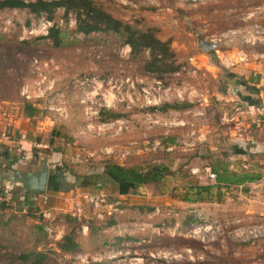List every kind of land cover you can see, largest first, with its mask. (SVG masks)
I'll use <instances>...</instances> for the list:
<instances>
[{
  "label": "rangeland",
  "instance_id": "374dc122",
  "mask_svg": "<svg viewBox=\"0 0 264 264\" xmlns=\"http://www.w3.org/2000/svg\"><path fill=\"white\" fill-rule=\"evenodd\" d=\"M94 1L114 18L170 41L179 69L161 77L143 71L146 52L133 58L114 34L76 32L73 15L65 17L61 8L50 20L62 33L56 48L45 14L0 9V47L29 41L37 49L19 48L0 61V120L36 134L42 127L46 153L61 154L48 161L57 172L56 190L19 199L12 187L7 201L0 199V254L14 261L22 252H42L48 256L43 264H231L229 255L248 240L225 232L217 259L220 228L205 211L209 204L182 200L187 187L210 181L200 168L214 161L219 142L227 143L232 131L245 140L264 122V96L257 94L264 90V0ZM198 38L215 49L203 52ZM239 95L258 100L256 106ZM165 103L180 109L161 112ZM26 104L36 108L31 117ZM106 161L137 169L162 164L171 173L119 195L103 175ZM94 196L107 198L99 216L89 201ZM115 202L114 212L126 213H113L108 205ZM43 209L48 220L40 216ZM185 214L197 222H183ZM198 223L205 229L198 231ZM65 233L78 243L75 252L56 248ZM244 254L234 259L240 264Z\"/></svg>",
  "mask_w": 264,
  "mask_h": 264
},
{
  "label": "crops",
  "instance_id": "0c3cea01",
  "mask_svg": "<svg viewBox=\"0 0 264 264\" xmlns=\"http://www.w3.org/2000/svg\"><path fill=\"white\" fill-rule=\"evenodd\" d=\"M252 87L253 84L249 88L252 89ZM238 89L235 87L232 91L236 92ZM253 89L257 93L259 88ZM257 94L259 97L264 96V90L262 89ZM239 100L249 103L251 106H256L258 101L253 100L249 96L241 95H239ZM260 108L262 111L264 110L263 106ZM10 121L7 120V123H5L0 120V199L7 201L5 198H8L9 195L11 196L14 188L19 199H23V194L29 196L20 187L8 180L10 173L13 171L21 174L36 172L45 165L48 166L46 189L52 188V190H56L58 187H53L54 184L52 185V183H54L55 179V184L58 182L57 172L49 171L48 161L51 159L58 161L60 158H54L53 153L61 155L59 150L56 149L52 153H46L47 150L50 151L48 143L45 144L39 140V133L42 131V127H36V134L32 132V129L28 130L26 126L19 127L18 123L12 124ZM233 132H231V137L227 143L223 142L220 144L219 142L217 146L219 152H216L214 161L206 165L203 163L200 168L201 170L203 168L211 170L215 168L220 174L224 169L225 175H229L228 181L217 182L215 178L214 181L204 182L201 180L204 178L201 173L200 181L202 182H199V184L213 185V195L210 201H202L195 204L198 206L209 204L207 206L209 208L204 210L213 215L215 226L220 228L218 229V238L216 240L217 246L220 247L215 253L217 259L222 258L221 241L222 236L226 234L225 232L231 239H235V234L239 232L241 238L248 240V242H244L243 249L240 248L242 249L240 252L234 253L232 256L229 255L230 259L234 260L231 264H239L237 259L234 258H237V254L242 253H245V256H241L242 258L239 259L242 264H264V122L261 123L258 130L250 129L248 133H245V140L233 136ZM49 141L52 143L51 138H49ZM34 146L37 149H34ZM41 165L43 166L40 167ZM214 173L215 175L218 174ZM51 174H53V177H51ZM232 175H246L250 179L234 183L231 181L234 178ZM118 194L124 195V193ZM30 198H36V196H30ZM137 209L141 212L143 207L139 206ZM126 211L123 209L118 213L123 212L122 214H124ZM113 213L118 215L117 212Z\"/></svg>",
  "mask_w": 264,
  "mask_h": 264
},
{
  "label": "trees",
  "instance_id": "16d2710c",
  "mask_svg": "<svg viewBox=\"0 0 264 264\" xmlns=\"http://www.w3.org/2000/svg\"><path fill=\"white\" fill-rule=\"evenodd\" d=\"M26 9L28 13L35 16L41 14L46 15V19L52 20L53 15L57 8L63 10L65 17L68 14L73 15L75 20L76 32L83 35H89L90 33L97 34H114L118 37L121 44L129 46V53L133 58L138 57L141 54L147 53L146 58L142 61V69L145 72L156 73L158 77L162 75L176 72L179 69V65L175 63V54L170 48V41H163L159 39L152 29L141 30L133 26L130 23L114 18L109 12L94 0H0V9ZM61 31L57 25H51L47 30V38L51 40L53 47H59L62 42L60 37ZM24 48L26 51H37L33 45H30L29 41H15L11 44L0 47V61H6L8 52H15ZM5 54V55H2ZM26 116L31 117L34 115L36 108L30 104H26ZM156 108H151V111ZM161 112H165L168 109L179 110L180 107L177 104L165 103L161 106ZM109 113V114H108ZM107 115L111 119L118 118V114L108 112ZM59 171V168L56 169ZM213 172H216L215 168H212ZM103 175L107 180L116 185V191L123 194L130 189L134 192L136 189L142 187L147 183H158L163 179L165 175L170 174L168 167L162 164H155L147 166L146 168H126L116 163L109 161L103 164ZM229 175H225V170L222 173L216 174L217 182H227ZM231 181L234 183L242 180L250 179L248 176H234ZM88 182L82 181L81 186L87 185ZM68 189H64L66 191ZM185 197L182 201L197 203L202 201H210L212 199L213 185H190L186 189ZM5 208L4 204H1V209ZM193 214H185L186 220L183 222L189 224L191 222H197V219ZM113 223V221H111ZM0 225H4L0 217ZM56 248L59 252L66 254L75 252L78 249V243L74 240L70 233H65L59 242L56 244ZM2 257V258H1ZM1 260L4 264H43L46 262L48 256L42 252H27L20 253L14 261H9L4 258V255L0 254Z\"/></svg>",
  "mask_w": 264,
  "mask_h": 264
},
{
  "label": "water",
  "instance_id": "95a60500",
  "mask_svg": "<svg viewBox=\"0 0 264 264\" xmlns=\"http://www.w3.org/2000/svg\"><path fill=\"white\" fill-rule=\"evenodd\" d=\"M197 46L203 52H207L209 50L215 49L216 44L212 42H206L198 38ZM231 88L234 90L233 87ZM47 178L48 166L45 165L41 170L36 172H25L21 174L17 171H13L10 173L8 180L12 184L20 187L29 196L35 197L46 190Z\"/></svg>",
  "mask_w": 264,
  "mask_h": 264
},
{
  "label": "built area",
  "instance_id": "2783aa9c",
  "mask_svg": "<svg viewBox=\"0 0 264 264\" xmlns=\"http://www.w3.org/2000/svg\"><path fill=\"white\" fill-rule=\"evenodd\" d=\"M46 24L50 27V22H46ZM39 146V145H38ZM191 171V173H194V174H196L197 175V177H198V179H201V170L200 169H198V168H194V169H191L190 170ZM202 171H204L205 173H206V175H207V178L209 179V180H214L215 178H216V175H215V173L214 172H212V171H210V169H208V168H203V170ZM106 196H94V197H90L89 198V201H90V203L92 204V206L94 207L93 208V210L95 211V213L99 216V212H100V208H101V206L102 205H105L106 207H107V205L105 204L106 202V199L107 198H105ZM42 204H45L46 203V200H45V198H42ZM118 206H119V202H115V203H113V204H109L108 205V207L109 208H111V210L114 212V211H118ZM40 216L43 218V219H45V220H48L49 218H50V212H49V210H47V211H44V209L43 210H41V213H40ZM196 229L199 231L200 229H205V226L204 227H202V225L201 224H197L196 226ZM214 227H216L215 226V223H214ZM48 230V229H47ZM203 231H205V230H203ZM216 232H218V231H216ZM236 235V238H241V235L238 233V234H235Z\"/></svg>",
  "mask_w": 264,
  "mask_h": 264
}]
</instances>
